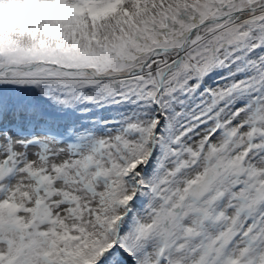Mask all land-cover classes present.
<instances>
[{
	"label": "snow or ice",
	"instance_id": "6c2138e0",
	"mask_svg": "<svg viewBox=\"0 0 264 264\" xmlns=\"http://www.w3.org/2000/svg\"><path fill=\"white\" fill-rule=\"evenodd\" d=\"M0 264H264V0H0Z\"/></svg>",
	"mask_w": 264,
	"mask_h": 264
}]
</instances>
